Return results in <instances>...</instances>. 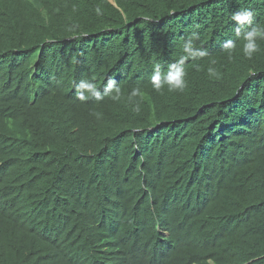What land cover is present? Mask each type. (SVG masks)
I'll list each match as a JSON object with an SVG mask.
<instances>
[{"label": "trees", "instance_id": "16d2710c", "mask_svg": "<svg viewBox=\"0 0 264 264\" xmlns=\"http://www.w3.org/2000/svg\"><path fill=\"white\" fill-rule=\"evenodd\" d=\"M244 10L264 26V0H0V264H264V41L243 57ZM193 32L209 56L153 91ZM81 79L121 99L82 104Z\"/></svg>", "mask_w": 264, "mask_h": 264}, {"label": "clouds", "instance_id": "9594fccd", "mask_svg": "<svg viewBox=\"0 0 264 264\" xmlns=\"http://www.w3.org/2000/svg\"><path fill=\"white\" fill-rule=\"evenodd\" d=\"M99 12V9H97ZM254 13L251 10L238 11L233 13L231 20L235 23L234 35L242 41V52L245 59L251 60L253 55L259 50L258 41H264V26H251L253 24ZM251 26V27H249ZM198 34L193 32L183 39L182 54L177 60L168 64L167 69L162 71L160 64H155L152 75L150 77V84L153 91L163 93L166 90L168 93L183 92L187 87L185 65L188 61H199L209 56L207 49L197 46ZM222 50L227 53L228 58L231 59L233 53L237 50L236 41L227 39L222 45ZM210 66L207 68V75L219 80L222 73H220L214 66L216 61L211 60ZM197 71L200 70L199 64H194ZM75 98L82 104H86L89 100L101 101L108 97L113 102L121 99V89L114 79L107 80L103 85V93L96 83L88 79H81L79 82H74ZM143 92L140 87H133L127 95L129 104L132 105L134 112L141 110L138 97H142ZM93 115L100 119L102 113L95 112ZM207 264H215L213 259H209Z\"/></svg>", "mask_w": 264, "mask_h": 264}, {"label": "bare ground", "instance_id": "6f19581e", "mask_svg": "<svg viewBox=\"0 0 264 264\" xmlns=\"http://www.w3.org/2000/svg\"><path fill=\"white\" fill-rule=\"evenodd\" d=\"M40 1H41V0H40ZM93 1H94V0H93ZM104 1H105V0H104ZM122 1H123V0H122ZM49 2H50V0H49ZM89 2H90V1H89ZM99 2H100V0H99ZM43 3H44V2H43ZM43 3H42V4H43ZM68 3H69V2H68ZM45 4H46V3H45ZM89 4H90V3H89ZM95 4H96V3H95ZM95 4H94V5H95ZM68 5H69V4H68ZM47 6H48V5H47ZM73 6H74V5H73ZM225 6H226V5H225ZM42 7H43V6H42ZM42 7H41V8H42ZM92 7H93V6H92ZM93 8H94V7H93ZM95 10H96V9H95ZM46 11H47V10H46ZM53 11H54V10H53ZM47 12H48V11H47ZM54 12H55V11H54ZM52 14H53V13H52ZM55 14H56V13H55ZM61 15H62V14H61ZM54 16H55V15H54ZM194 25H195V24H194ZM194 27H195V26H194ZM222 41H223V40H222ZM173 42H174V41H173ZM133 47H134V46H133ZM255 55H256V54H255ZM243 57H244V56H243ZM254 59H255V58H254ZM44 60H45V59H44ZM44 60H43V61H44ZM211 60H212V59H211ZM211 60H210V61H211ZM213 60H214V59H213ZM242 60H243V59H242ZM215 61H216V60H215ZM231 63H232V62H231ZM216 64H217V63H216ZM227 64H228V63H227ZM220 66H221V65H220ZM240 66H241V65H240ZM240 68H241V67H240ZM227 69H228V68H227ZM233 72H234V71H233ZM204 75H205V74H204ZM233 75H234V74H233ZM206 78H207V77H206ZM228 78H229V77H228ZM118 79H119V78H118ZM198 87H199V85H198ZM205 87H206V86H205ZM122 102H123V101H122ZM81 110H82V109H81ZM92 113H93V112H92ZM88 115H89V114H88ZM88 119H89V118H88ZM209 119H210V118H209ZM88 127H89V126H88ZM82 128H83V127H82ZM90 129H91V128H90ZM152 139H154V138H152ZM195 139H196V138H195ZM152 142H153V141H152ZM150 144H151V143H150ZM150 144H149V145H150ZM217 145H218V144H217ZM158 170H159V169H158ZM156 172H157V171H156ZM205 186H206V185H205ZM174 188H175V187H174ZM206 198H208V197H205V200H206ZM194 221H195V220H194ZM164 251H165V250H164ZM163 253H164V252H163ZM263 253H264V252H263ZM202 258H203V257H202ZM160 260H162V259H160Z\"/></svg>", "mask_w": 264, "mask_h": 264}]
</instances>
